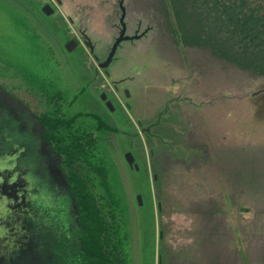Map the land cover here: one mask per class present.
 Listing matches in <instances>:
<instances>
[{"label": "rangeland", "instance_id": "374dc122", "mask_svg": "<svg viewBox=\"0 0 264 264\" xmlns=\"http://www.w3.org/2000/svg\"><path fill=\"white\" fill-rule=\"evenodd\" d=\"M120 1L4 0L0 11V84L34 95L67 152L84 205L82 264H159L163 249L166 264H264V76L181 45L157 0H123L127 34L140 37L122 42L105 74ZM127 151L142 153L138 169Z\"/></svg>", "mask_w": 264, "mask_h": 264}, {"label": "trees", "instance_id": "16d2710c", "mask_svg": "<svg viewBox=\"0 0 264 264\" xmlns=\"http://www.w3.org/2000/svg\"><path fill=\"white\" fill-rule=\"evenodd\" d=\"M156 7L165 21L166 30L181 45L207 50L213 57L228 64L251 70L256 76H264V0H157ZM87 41L91 48L93 46L91 40L88 38ZM30 98L33 99V96ZM3 101L0 102V110L8 109L6 112L8 117L15 108H19L7 99ZM33 105H30L31 113H40L38 120L43 124L41 106ZM5 121L9 123L8 120ZM161 122L159 119L155 124L165 123ZM7 128L8 126L0 124L1 136L5 133L1 131H6ZM150 131L151 129H144L148 141L152 133ZM41 141V154L34 156L35 163L30 167L36 175L40 173L39 175L43 176V138ZM137 155L140 157L142 153L137 151ZM150 156L154 162L155 150L152 143ZM153 167L154 182L158 185L157 189H160V170L155 164ZM68 181L71 182V177ZM69 190L74 192L72 184ZM19 192L21 197L16 202L14 197ZM19 192L10 195L3 192L5 197L0 195V202L6 201L9 212L14 206V214H11L13 217L7 210L5 212L8 216L0 214V225L3 224L0 227V264H82L83 248L86 247L82 240L85 236V229L81 230L83 223L80 224L82 228L77 224L80 215L70 213L71 222L67 221L60 212L58 202L53 200L50 204L45 203L43 196L40 194L34 196L32 187L26 185L21 186ZM158 201L160 204L158 213L162 218L164 209L160 197ZM10 202L13 203L11 207L8 205ZM75 203L79 206V212L80 209H84V205H80L77 198ZM164 235V230H161L160 241L163 243ZM61 245L69 249L64 250ZM162 251L159 264H166V252L164 249ZM53 256L56 257V263Z\"/></svg>", "mask_w": 264, "mask_h": 264}, {"label": "water", "instance_id": "95a60500", "mask_svg": "<svg viewBox=\"0 0 264 264\" xmlns=\"http://www.w3.org/2000/svg\"><path fill=\"white\" fill-rule=\"evenodd\" d=\"M120 7L122 9L121 31L119 36L114 41L106 60L99 64V67L101 68H107L110 65L114 56L116 55L119 45L123 41L140 37V35L137 34L133 36L127 34V25L125 22L126 10L123 5V0L120 1ZM43 12L47 15H50L54 12L50 3L44 5ZM77 45L78 42L74 38L66 43V48L68 51L72 52L74 48L77 47ZM11 89L13 90V88ZM12 90L8 89V85L3 86V84H0V102L7 99L10 101V103L15 104V106L19 108L22 107L20 109L15 108L12 115L9 117L6 114L8 109H3V111L0 110V124L5 127L8 126L6 131H1V133H5L2 136L0 135V141L2 142V145H0V195L5 197L3 192H5L7 195H10V193H18L20 187L23 185H26V187H32L33 195L35 196L40 194L43 196L45 203L50 204V202L53 200L56 203L58 202V207L60 212L65 217V220H69L71 222L69 214L71 213L75 215L76 213V215L79 216L80 212L78 211L79 206H77L75 203L76 198L74 197L73 192H70L69 190L70 184L68 179L70 178V175L64 169L61 162V157H66L67 152L61 149L58 143H55L56 140L54 141L53 138L50 137V131L52 130L50 123L46 120L42 124L38 120V114L40 113H31L30 107L34 106L33 104L36 105V101H33L34 99L36 100L34 95L31 94L27 100L25 99V95L15 94L13 92L14 90ZM126 94L127 96H130L128 90H126ZM6 96H10L11 98ZM31 96H33V99L30 98ZM101 98L103 101H105L107 95L102 94ZM30 101L35 103L31 104ZM105 102L106 106L111 111H113V103L109 100H106ZM32 108L34 109V107ZM14 117H16L18 120H15ZM27 118L29 119L28 122ZM5 120H8L9 123ZM15 125H20L22 129H14ZM39 137L43 138V176L39 175L40 173L36 175L30 167L32 163H35L33 162L35 160L34 156L37 157L39 154H41L42 141ZM125 159L131 168H139L133 152L127 151L125 153ZM40 179L43 180V183H41ZM51 187L54 188V192H51ZM65 196H67V199L70 197L71 201L69 204L63 201ZM16 197H14V200L16 199L17 202V200H19L21 197V193L19 192ZM137 199L139 205H142V196L138 195ZM89 201L92 203L91 200ZM8 205L11 207L13 203L10 202ZM11 208L12 211L9 212V209L6 206V201L2 200L0 202V214L2 216H8L6 215V210L10 215L14 214V206ZM11 216L13 217V215ZM77 224L81 227L79 221H77ZM1 226H3V224H1L0 227ZM61 247L64 250L69 249L64 245H61ZM53 259L55 261L56 257L53 256Z\"/></svg>", "mask_w": 264, "mask_h": 264}, {"label": "flooded vegetation", "instance_id": "af4514ba", "mask_svg": "<svg viewBox=\"0 0 264 264\" xmlns=\"http://www.w3.org/2000/svg\"><path fill=\"white\" fill-rule=\"evenodd\" d=\"M120 9H121V7H120ZM54 13H55V11H54ZM121 13H122V9H121ZM126 16V15H125ZM84 38L86 39L87 37H86V35L84 34ZM72 39H74V38H72ZM71 40V39H70ZM86 42L88 43V41H87V39H86ZM123 43H121L119 46H121ZM93 48H94V44H93V46L90 48V51L92 52L93 51ZM119 48V47H118ZM116 55H117V52H116ZM116 55L114 56V58H113V60H112V62L110 63V65L111 64H113V62H115V60L117 59L116 58ZM98 57L96 56V59H97ZM107 58V57H106ZM106 60V59H105ZM104 60V61H105ZM104 61H102V62H104ZM102 62H100V63H102ZM110 65L107 67V68H101V67H99L100 69H103L104 70V72H105V74H108V71L107 70H109V68H110ZM127 90V89H126ZM126 90H125V92H126ZM129 94H130V92H129ZM102 95V94H101ZM128 97H130V96H128ZM127 97V98H128ZM102 99V98H101ZM108 108V107H107ZM109 109V108H108ZM110 110V109H109ZM114 110H115V106H114ZM113 110V111H114ZM111 111V110H110ZM141 122V121H140ZM147 130H149V129H147ZM133 152V151H132ZM141 153V152H140ZM133 154H134V156H135V159H136V162H138V160H139V156L137 155V152H133Z\"/></svg>", "mask_w": 264, "mask_h": 264}, {"label": "snow or ice", "instance_id": "6c2138e0", "mask_svg": "<svg viewBox=\"0 0 264 264\" xmlns=\"http://www.w3.org/2000/svg\"><path fill=\"white\" fill-rule=\"evenodd\" d=\"M3 3H4V0H0V11H2Z\"/></svg>", "mask_w": 264, "mask_h": 264}]
</instances>
